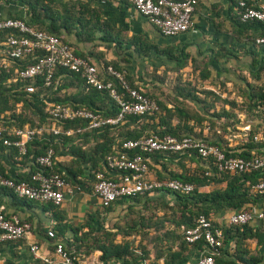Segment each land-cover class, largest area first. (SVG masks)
Segmentation results:
<instances>
[{"label": "trees", "instance_id": "obj_1", "mask_svg": "<svg viewBox=\"0 0 264 264\" xmlns=\"http://www.w3.org/2000/svg\"><path fill=\"white\" fill-rule=\"evenodd\" d=\"M11 1L25 6L29 14L27 20L18 17L11 18L20 19L35 30L55 35L62 42L69 45L61 35V29L70 31L73 19L70 17L66 18L60 12H56L53 8L54 0ZM237 2H233L235 7L237 6ZM247 3L249 5L251 4L248 1ZM196 6L197 0L195 11ZM234 20L241 31L249 29L258 34L255 35L258 36L257 38L264 37V23L256 21L241 22L237 13ZM77 22H80V20L77 19ZM254 37L251 40L252 43L256 44L255 40L257 38ZM87 38L90 39L92 36L87 35ZM1 40H4V36L1 37ZM152 48L158 56L163 53L164 55L167 54L171 59L175 58L168 55L166 51H157L154 47ZM221 51H217V58H223L226 55L225 52L221 53ZM74 54L95 65L100 73V77L105 81L113 82L119 91H121L120 85L116 79L108 74V68H112L114 71L121 73L130 88L140 90L147 98L156 102L158 111L144 116H127L117 126H105L99 129H88V122L83 119H74L59 123L53 122L49 119L48 115L50 103H59L75 109H84L99 114L102 117L116 116L118 107L112 102L106 92L89 87L80 72L75 73L59 68L55 71L50 84L46 85L44 76L35 77L30 80H20L18 78V72L28 63L26 61L16 60L10 62L8 68H3L0 63V128L12 131L24 128L50 129L55 127L61 132L59 135L43 133L35 137L27 145V153L23 157L31 159L32 168L26 178L17 179V181H28L31 175L40 169L36 163V158L43 155L49 148L55 151L60 146L64 148L69 143L76 141L80 142V144L72 146L71 153L80 166H86L88 181H91L92 184L96 172L104 173L107 156L114 155L119 151L124 141L136 140L143 137L152 138L158 135H170L178 140L184 137H191L192 139L216 146L226 158L249 159L252 155H264V143L253 141L254 135H259L264 132V126L263 130L260 131L248 129L244 133L242 143L235 149L229 148L228 141L224 139L226 133H222L220 130L221 127L222 130L225 127L227 129H234L235 131L236 126L240 122L239 120H235L239 112L245 113L251 118L261 120L264 125V113L262 112L264 108V91H261L259 86L246 83L244 91L241 92L238 89L239 94L237 96L241 97L242 102L236 100V97L229 100L226 83L223 81L216 83L217 92H193L186 88L182 89V91L186 92L182 96L196 105V109L204 115L202 117L193 107L186 108L183 105L180 107L179 105L168 107L167 104L150 96L140 86L131 83L119 67L109 62L101 59L100 62H96L99 65H96L91 58V56H94L92 55L93 53L91 55H78L74 51ZM259 65V69L264 70V64L260 63ZM223 71H225L224 68ZM163 78L157 77L158 80H163ZM198 94H202L204 96L203 99H200ZM207 99L211 100V105L207 104ZM219 103L228 105L229 109L225 110L223 107H217L216 104L219 105ZM233 112L236 115L235 117L232 114ZM220 125L223 126L219 128ZM78 129L81 130L80 133H77ZM67 130H72L73 135H65L64 132ZM90 143H94L93 146L82 147ZM1 147L5 146L0 143V149ZM143 157L148 161L151 159L161 166V170L158 171L150 167L148 162L149 174H152V176L150 175L152 178L159 181L178 180L183 183L192 184L195 187L193 193L189 195L168 190L152 194L163 201L164 206L168 207V210H171L172 214H163L164 216L162 217L164 218L162 220L156 215L147 214L141 216L138 220L136 219V222L134 221L135 225L140 226V231L136 232H145L144 234H147L153 226L155 227L153 228L155 235L149 239L148 244H153V247L156 249H163L169 260H173L175 255L173 248L174 246H179V242L181 245L192 246L185 243L183 239L184 230L193 225L196 217L204 215L212 219L214 225L221 229L224 235L222 247L213 250L215 253V264H264V224H246L243 226L229 227L222 226L213 219L214 216L223 212L233 213L243 208L256 207L257 209H264V193L253 192L251 188L252 185L264 178V171L230 175L219 171L213 159H203L192 151L183 155L168 152H154L152 154H143ZM171 164L176 165V168L171 169L169 167ZM186 164H189V167H186ZM66 170L68 176H65V179L73 183V188L78 187L84 191H92V184L90 187V183L87 184L77 179L78 174L83 175L82 170L78 174L69 168ZM53 172L62 174L55 167L53 168ZM0 174L4 175L1 172ZM4 176L7 177L6 175ZM105 176L110 178L106 174ZM70 178L73 180H70ZM205 187L216 188L209 192H201L200 189ZM0 190L6 191V189ZM165 195L170 197L171 205L168 201H164L163 197ZM149 197H151L149 193H140L135 197L121 198L116 202L130 200L141 203L144 201L141 203L143 209L152 202L153 199H148ZM114 203L106 208H111ZM49 205L54 207L51 204ZM95 219L90 216V220L84 225L89 228L85 233L82 232L84 226L82 228H76L72 243H69L66 247L64 246L66 252L72 257L76 258L78 256V253L81 251L82 242L87 238L89 233L95 230L90 224ZM159 226L161 229H159ZM128 230L130 229L128 228ZM56 232L57 236H62L64 229H59ZM124 232L127 233L126 229ZM52 240L55 243H62L57 238ZM248 240L255 241L256 254H251L248 250L246 244ZM93 243H96V239H94ZM94 247H97L102 252L100 260L103 262L112 258L124 259L134 257L135 248H139V246H132L129 241L114 244L108 240H103L102 245H95ZM146 247L147 245L140 249L143 259L147 257ZM195 247L204 249L203 244L195 245ZM229 250H232V253H229ZM37 263L43 264L39 261Z\"/></svg>", "mask_w": 264, "mask_h": 264}, {"label": "crops", "instance_id": "obj_2", "mask_svg": "<svg viewBox=\"0 0 264 264\" xmlns=\"http://www.w3.org/2000/svg\"><path fill=\"white\" fill-rule=\"evenodd\" d=\"M236 1L197 0L193 29L172 37L162 36L145 17L127 3L118 0H54L53 8L66 18L73 19L70 31L61 29V35L78 55L93 53L94 56L91 58L96 65H99L96 62L102 59L119 67L131 83L140 86L142 90L168 107L183 105L196 109L193 102L182 96L186 94L182 89L186 88L193 92H217L216 83L223 81L226 83L229 100L236 97L235 99L240 102L241 97L235 95L233 91L238 89L244 91L246 83L257 85L264 91V70L259 69V64H264V46L252 43L251 39L257 33L249 29L241 31L238 28L234 20L236 9L233 2ZM246 1L264 3V0ZM0 15L26 20L29 17L25 6L11 0L0 1ZM77 19L80 22H77ZM87 35H91L92 38H87ZM152 47L157 51H166L175 58L171 59L163 53L158 56ZM217 51L225 52L226 55L217 58ZM157 77L164 78L158 80ZM198 96L200 99L204 97L202 94ZM207 101V104L211 105V100ZM216 106L229 109L224 103ZM197 112L204 116L198 110ZM235 113L232 114L236 116ZM237 117L240 120L236 126L237 130L224 135L231 149L240 146L248 129L260 131L264 126L261 120L251 118L245 113L239 112ZM79 144L80 142L76 141L64 148L61 146L56 148L54 167L62 172L64 178L68 176L66 170L68 168L77 174L82 170L83 175L78 174L77 179L90 183L91 187L86 166H80L71 153V147ZM93 144L82 147H90ZM148 162L150 167L161 170V166L153 160L149 159ZM175 166L169 165L171 169L176 168ZM186 167H189V164H186ZM31 168V159L18 156L12 148L1 147V173L17 180L26 178ZM104 173L111 179L119 176L107 168H104ZM150 175L152 176L151 173ZM66 182L71 192H66L63 203L54 207L26 201L15 197L8 190H0V211L6 217H17L31 226L23 240L0 245V264H39L30 252V247L34 244L39 246L40 255L55 259L53 256L55 242L47 237V232L50 229L53 231L64 229L62 236H57L56 231L54 233L56 232V238L66 247L74 239V230L86 225L90 216L96 218L90 223L95 230L82 242L81 251L75 258L77 264H195L200 253L204 251L195 246L181 245L179 242V246L173 248L175 254L173 260H169L163 249H156L153 244L147 243L155 233L151 230L147 234L136 232L140 231V226L135 225L134 215H126V211L141 209V203L144 201L139 203L126 200L114 203L111 208H104L91 190L73 188L71 181ZM207 188H201L200 191L209 192ZM150 196L148 199L154 198V195ZM229 214L230 212H223L213 219L219 221L218 224H223ZM125 229L127 233L124 232ZM88 230V227L82 228L83 233ZM94 239L96 243H93ZM103 240L114 244L129 241L132 246L139 248H135L134 257L112 258L103 262L100 260L102 252L94 247L102 245ZM146 245L147 257L143 259L140 249Z\"/></svg>", "mask_w": 264, "mask_h": 264}, {"label": "built area", "instance_id": "obj_3", "mask_svg": "<svg viewBox=\"0 0 264 264\" xmlns=\"http://www.w3.org/2000/svg\"><path fill=\"white\" fill-rule=\"evenodd\" d=\"M118 1L130 5L164 37L184 34L194 27L196 0ZM237 1L235 9L241 22L264 23V3L251 2L249 5L246 0ZM2 36L4 40H1ZM255 43L264 45V37L257 38ZM16 60L28 62L17 74L20 80L44 76L46 85H49L55 71L59 68L75 73L80 72L89 87L106 92L118 107L116 116L102 117L84 109L50 103L48 115L53 122L83 119L88 122V129H99L105 126H117L127 116H144L158 111L156 102L147 98L140 90L130 88L121 73L108 68V74L120 85L121 91H119L113 82L105 81L100 77L95 65L76 56L73 48L57 36L35 30L20 19L0 15V63L3 68H8L9 63ZM262 112L264 113V108ZM80 132L81 130L78 129L77 133ZM43 133L59 135L61 132L55 127L24 128L12 131L0 128V143L7 148H14L18 156H24L27 153V145ZM64 134L71 136L73 131L67 130ZM253 141L264 143V132L254 135ZM190 151L203 159H213L219 171L230 175L264 171V155H252L249 159L226 158L216 146L191 137L178 140L170 135H158L152 138L143 137L124 141L119 151L106 157V168L115 171L119 176L111 179L107 178L103 172H96L92 193L104 208L121 198L135 197L140 193L152 195L168 190L189 195L195 190L192 184L178 180L159 181L152 178L149 174L148 160L143 157V154L168 152L183 155ZM55 157V151L52 148L38 156L36 163L40 169L32 174L28 181H17L0 174V189H6L15 197L26 201L60 206L64 201V194L71 190L63 174L53 172ZM251 188L253 192L264 193V178ZM224 223L229 227L264 224V209L243 208L230 213L224 219ZM30 229L29 223L22 222L17 217H6L0 211V245L23 240ZM47 237L55 239L56 235L50 229ZM223 238L221 229L214 225L212 219L204 215L196 217L193 225L183 232L186 244L204 245V251L200 253L195 264H215L213 250L222 247ZM53 247L55 259L40 255L37 244L30 247V252L35 261L43 264H76V259L66 252L62 243H55Z\"/></svg>", "mask_w": 264, "mask_h": 264}, {"label": "rangeland", "instance_id": "obj_4", "mask_svg": "<svg viewBox=\"0 0 264 264\" xmlns=\"http://www.w3.org/2000/svg\"><path fill=\"white\" fill-rule=\"evenodd\" d=\"M222 90H224V89H222ZM233 93L235 94V95H238L239 94V91H237V90H235V91H233ZM242 113V112H241ZM235 117V116H234ZM235 120H239L238 119V117H235ZM240 121V120H239ZM221 126H223V125H220L219 126V128L221 127ZM224 129L222 130V127L220 128V130H221V132L222 133H234L235 131H234V129H230V128H225V127H223ZM236 130H237V128H236ZM230 131V132H229ZM219 187V186H218ZM217 187V188H218ZM214 188H216V187H208L206 190H208V191H211V190H213ZM164 198V201H168L169 203H170V205H171V199H170V197L169 196H166L165 195V197H163ZM143 205V204H142ZM126 214H129V215H127V216H130V214L131 215H134V218L135 219H139L141 216H145V215H147V214H153V215H156L157 217H159V219L160 220H162L164 217H162V216H164V215H171L172 214V211L171 210H168V207H166V206H164V204H163V201H161L158 197H156V196H154V198H153V200H152V202L151 203H149V206H147L146 208L144 207L143 209L141 208V209H132L131 211H126ZM143 214V215H142ZM164 214V215H163ZM126 216V215H125ZM152 221H154V220H152ZM152 221H151V223H152ZM215 222L216 223H218L219 221H216L215 220ZM159 225V224H158ZM222 226H227L225 223H223L222 224ZM160 227V226H159ZM153 228H155L154 226L150 229L152 232H154V229ZM159 229H161V227L159 228ZM142 233H145V232H142ZM246 244H247V248H248V250L250 251V253L251 254H256V244H255V241H253V240H248L247 242H246ZM229 253H232V250H229Z\"/></svg>", "mask_w": 264, "mask_h": 264}]
</instances>
